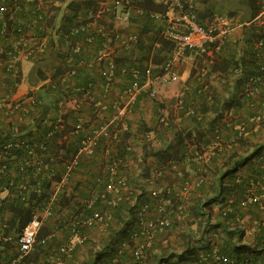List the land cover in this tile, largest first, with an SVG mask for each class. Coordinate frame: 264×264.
<instances>
[{
  "label": "crops",
  "instance_id": "obj_1",
  "mask_svg": "<svg viewBox=\"0 0 264 264\" xmlns=\"http://www.w3.org/2000/svg\"><path fill=\"white\" fill-rule=\"evenodd\" d=\"M60 1V0H54ZM64 3L61 5V11L53 9L51 14H56V22L61 18L63 13V7L65 3L71 0H63ZM256 3L251 8L249 2L246 0H206L205 3L197 1L196 9L198 13L208 14L205 16H217L220 15L224 19L233 21L237 26L234 31L231 32L225 39V43L220 45L214 51L204 55L197 56L192 53L186 56L181 65L178 68L179 80L178 82H173L170 84H165L162 86L160 97L166 99L165 102L174 103V110L172 111H162L165 116L169 118L174 126V132H178L180 136H185L182 147L188 152L193 154L191 159H183L177 164L172 166V169H182V173H172L170 170H154L155 169V159L150 157V152L158 148L165 147L170 142L173 143V132H157L156 116L158 110V105L148 99L142 98L138 105L133 109L128 120V130L127 134L129 138L126 143L131 146L132 151L125 156V160L121 165L120 175L125 179V186L120 190L119 193H111L107 197L106 205L110 206L107 212H112L113 207H118L119 205L134 206L135 198L141 197L149 199L147 190H164L169 191L171 194L167 197L166 202L171 206L165 205L166 209L172 208V205L180 201L185 203L186 206L193 204L198 201L199 198L204 197L210 186L215 182H218L221 172H218L214 176L215 171L218 167L222 166L224 160L231 154V152H236L240 154L239 161L244 159L246 155H250L253 151V146L264 148V127L259 126H246L248 117L261 113V106H247L244 102L241 107L237 109H230L224 111L221 116H223L224 121L226 119L230 120L224 127L223 123L218 122L213 123V119L220 114L217 113H206L200 114L197 120H191L188 113L183 112V107L177 106L178 100H184L186 104L190 103L194 106V109H198L196 106L203 101H206V105L210 106L213 98L220 104L229 100L232 95L239 92L235 88V78L228 75L232 69L230 62H236L238 65L242 61H246L249 55V47L244 44V37L246 31L244 25H248L251 21L255 20L258 16H254V12L264 10V0H255ZM28 4L26 2L22 3V8L27 10ZM24 12V13H25ZM59 16V17H58ZM254 16V17H253ZM264 20V14L260 15ZM253 17V18H252ZM135 18V17H134ZM106 18L100 19L104 21ZM158 22H149L146 19H134L131 20L130 24L121 25L125 31H132L137 33L143 39L156 37L160 40V29L161 26ZM158 26L160 27L158 30ZM144 29L143 33V28ZM164 40V39H163ZM157 43L153 44V49L150 50V55L156 53V51L161 50V56L167 55L170 51L159 45L157 48ZM157 48V49H156ZM147 50H141L137 53L139 55H145ZM158 54V53H157ZM140 57V56H139ZM142 58V57H141ZM36 69H39L41 73V78H36ZM61 69V62L59 61L57 55V48H52L51 52L42 58L36 57L31 62H23L18 66L19 78L12 82L8 75L0 71V101L9 98L21 100L25 112L22 114L5 117L1 112L0 117V130L5 129V123L11 122V126L14 132L20 134H36L39 129L42 128V124L47 125L50 132V126H52L53 121L56 120L55 111L52 109V97H54L53 92H46L45 86L50 87V83L56 80H51L55 71ZM196 72L190 76L192 70ZM11 85H14V89L11 90ZM171 93V95H165ZM164 94V95H163ZM172 97V98H171ZM170 98V99H169ZM255 99V98H253ZM159 100V99H157ZM162 102V101H161ZM101 115L95 116L93 112L87 111L80 115L76 114L74 111L68 110V114L63 117L65 122L62 129L58 130V138L56 139L57 145L63 144L64 142L69 144H74V139H79L78 136H73L70 134L71 125L77 121L82 120L85 125L92 123H100L99 118ZM107 117V114L104 118ZM199 121V122H198ZM222 122V121H221ZM3 126H2V125ZM144 125L143 127L140 126ZM214 124H218L215 128ZM238 125H244L248 127V141L250 146L247 147V152L242 151L239 147L237 141V131L236 127ZM142 127V128H141ZM214 127V128H213ZM53 128V127H52ZM150 130L151 133H146L142 135V130ZM154 129V130H153ZM37 130V131H36ZM156 131V132H155ZM218 136V139H217ZM150 140V141H149ZM200 149L201 152L196 150ZM117 151V147L113 146L111 153ZM59 153L56 154L58 157ZM117 155V154H116ZM202 156V158H201ZM50 157V156H49ZM243 162V161H242ZM167 162L165 165H168ZM100 154L97 153L96 157L92 158L91 162H86V160L81 161V165L78 170L73 174L68 183V189L66 190L65 197L71 196L74 199H79L78 191H71V187L78 184H85V180H91V176L87 174L89 171L92 175L94 172L100 170ZM165 165H163L165 167ZM258 165L257 157L251 159L249 162L241 164L239 162L238 172L242 176L241 178L245 180L250 179L257 175V172H252L254 166ZM147 167L149 169V175L143 170ZM255 168V167H254ZM260 168V167H259ZM199 171V172H198ZM203 171V175L201 174ZM93 172V173H92ZM150 178V179H148ZM201 178L203 180L202 186H194L197 179ZM185 180L191 182V188L187 194L183 197L181 196L178 200L174 198V193L179 190L181 183ZM25 181V180H24ZM144 183L147 187L146 193L143 194L140 186ZM26 184L28 189L32 186L28 181H25L19 185L21 191V185ZM53 185V183H52ZM144 186V187H145ZM200 186V187H199ZM39 187L35 186L38 190ZM52 188V186H51ZM23 191V190H22ZM32 189H29V192ZM37 193V192H36ZM92 193L89 196L92 197ZM7 191H1V200L6 197ZM141 195V196H140ZM244 195L243 189H236L233 193L226 195L229 201L233 198H241ZM170 199H172L170 202ZM164 202V204H166ZM139 206V205H138ZM137 207V206H136ZM70 208V210H69ZM77 210V206L57 207V213L53 217L45 220L42 228L40 229L41 238L37 240L34 248L30 254L24 259L23 264H134L132 257L131 248L124 249L122 255L113 254L109 255L110 247L112 244L116 247L118 243H115L116 236L112 233L115 228L111 223L110 226L107 223H97L93 227L85 231L82 236V241L76 243V248L72 253H68L66 257H62L59 254V249L68 244L71 239V232L69 229V224L67 219L70 218L68 212ZM262 210V209H260ZM73 212V211H72ZM256 209L253 210L251 207L245 209L243 214L242 225L238 226L239 230H244L245 234L243 237V242L250 245L256 244V232L258 230V225H254L256 214ZM261 211V216L263 215ZM211 222L218 220V208L215 206L211 210ZM259 215V210H258ZM12 214L8 211L0 210V228L1 223L8 222L11 219ZM183 220L190 221L191 216L187 214ZM67 221V222H66ZM254 223L253 226L245 225ZM211 224V223H210ZM257 224V223H256ZM252 226V227H251ZM191 228L195 229V224L191 225ZM219 232L218 235L207 234L203 238L201 233H197L191 240V246L194 247L193 254H187L182 256L178 250L173 251L174 254L169 255V258L162 261L161 264H207L208 262L203 259L204 254L217 250L221 252L220 249L223 247L226 237L221 232L222 227L217 228ZM162 236H157L151 240L143 248V252H148L147 256L144 257L143 264H153V260L158 259L160 256V247L165 245V241H161ZM182 236H174L170 238L169 244L176 247L178 244L183 243L181 241ZM4 241V240H3ZM119 247V245H118ZM101 253V254H100ZM107 253V254H106ZM223 253V252H221ZM226 254V253H223ZM157 257H156V256ZM165 256V255H164ZM163 256V257H164ZM15 257V247H11L4 242H0V264H9L10 261ZM62 257V259L60 258ZM163 259V258H162ZM260 264L261 262H256Z\"/></svg>",
  "mask_w": 264,
  "mask_h": 264
},
{
  "label": "built area",
  "instance_id": "obj_2",
  "mask_svg": "<svg viewBox=\"0 0 264 264\" xmlns=\"http://www.w3.org/2000/svg\"><path fill=\"white\" fill-rule=\"evenodd\" d=\"M31 0H0V71L8 74L15 81L19 78L18 66L28 62L32 57H39L48 45L56 39L52 28L44 29L41 25L37 30L42 34L34 36L30 29L21 26L8 29L5 19H17L16 12L19 11L23 2ZM98 7L88 9L80 25L63 33L61 50L68 70L62 76V81H70L78 70H85L82 74L86 76L87 82L82 86L71 85V95H66L56 102L55 116L52 131L45 134L44 139H50L55 130L63 128L65 122L63 117L68 110L76 114L93 112L95 116L107 111V117L100 123L85 125L82 120H77L71 125L70 134L78 136L79 142L75 153L64 162L63 171L55 181L50 190V196L39 208L34 209L31 219L24 227L13 235L1 237L0 242L12 241L15 245V257L9 264H21L30 254L36 243V237L45 220L52 215V209L58 194L67 183L70 174L78 167L83 157L94 155L98 147L103 143L106 148L107 160L105 164L106 181L104 193L99 197L92 195L86 202V206L93 207L100 198L105 199L106 193H119L125 186V179L119 170L122 159L112 156L111 149L118 141L119 135L127 130L126 120L131 114L139 95L144 92L148 98L157 99L156 85H165L176 82L179 79L178 68L188 53L208 54L212 49H217L224 43L226 37L234 31L237 26L233 21L224 19L220 15L212 17L211 20L200 24L197 17V0H153L158 5H164L165 10L160 12H146L140 9L135 1L138 0H96ZM142 1V0H139ZM38 8L44 5H55L54 0H35ZM264 10L257 14L255 20L264 23L262 15ZM146 15V16H144ZM135 18H147L150 21L161 22L159 35L171 44L161 66L155 65L151 58L143 63L117 61L121 53H129L135 47L138 34L125 31L121 25L130 24ZM106 18L103 23L98 20ZM8 36V38L6 37ZM8 39L7 43H4ZM255 55L262 59L259 67L264 69V35L254 44ZM143 68V69H141ZM258 81L257 77H250L245 85L246 96L254 98L258 90L252 85ZM177 106L182 102L177 101ZM110 110V111H108ZM26 110L21 100L9 98L0 101L1 112L6 115H18ZM100 118V117H98ZM159 123L168 126L167 116H160ZM264 124V110L261 113L248 117L246 126H259ZM238 136H245L248 132L244 125L236 127ZM218 139V136H217ZM23 143H21L22 145ZM10 144L6 145L8 148ZM43 150L45 146H38ZM202 158V156H201ZM257 162L262 170L246 182V194L240 202V207L247 209L252 203H260L264 198V154L257 157ZM35 165L41 167L42 162L35 160ZM263 167V168H262ZM0 166V179H1ZM237 179L236 183H240ZM203 180L197 179L194 186L200 185ZM11 183V182H10ZM191 182L185 180L181 183L179 190L174 193L176 198L183 197L191 188ZM24 196L29 193L26 184L21 185ZM37 192V190L35 189ZM1 193V182H0ZM169 191L150 190L147 203L136 209V228L131 235L130 241H134L132 255L138 259L142 250L156 235H164L170 227L168 210L164 204V196H169ZM1 201V197H0ZM181 209V206L178 207ZM232 210L225 208V212ZM238 218V217H237ZM102 220L101 214L93 210L82 219V222L74 221L71 226V239L68 244L60 250L71 249L73 245L82 241L80 227H91ZM240 221V220H239ZM242 223V222H241ZM142 237V242L138 239ZM127 243L119 245L118 253H121ZM203 259L207 264H232L233 262L217 250L204 254Z\"/></svg>",
  "mask_w": 264,
  "mask_h": 264
},
{
  "label": "trees",
  "instance_id": "obj_3",
  "mask_svg": "<svg viewBox=\"0 0 264 264\" xmlns=\"http://www.w3.org/2000/svg\"><path fill=\"white\" fill-rule=\"evenodd\" d=\"M198 2L201 1L203 3L206 2V0H197ZM249 2L251 8L255 9L256 1L255 0H246ZM137 6L146 11H152V12H160L164 11L165 7L164 5H158L153 0H142V1H135ZM64 3L63 0L57 1V4L55 5H44L40 8L37 7L35 0H31L27 2L28 7L25 12V10L22 8V5L18 12H16V18L17 19H5L4 22H6L7 28L11 29L13 27L17 28L21 26L22 28L25 27V29H30L34 36H37L39 34H42L43 31H38L37 29L42 25L44 29L52 28L56 34V39L51 40L46 50L40 54L38 58H42L43 56H47L52 48H57V55L59 58V61L61 62V69H58L55 71V74L51 77V80H56L50 83V87H44L46 92H53L54 97H52V105L53 110L56 108V102L61 99L62 97L66 95H71L72 91L71 85L75 86H82L87 82V77L84 76L82 73L85 71L78 70L75 72V75L72 76L70 81H67L64 83L62 81V76L66 73L68 70L67 63L64 59V53L61 50V40H62V34L69 32L72 28L80 25V23L83 21V17L85 16L86 11L88 9H96L98 7V1L96 0H71L67 3H65V6L62 8L64 15L59 18L56 22V14L59 15L58 12L61 11V5ZM258 8V7H257ZM254 12V16H256L259 11ZM56 9L58 12L55 14H51V10ZM259 10V8H258ZM25 12V13H24ZM198 13L197 17L200 24H204L205 22L212 19V16L208 14ZM146 16V15H144ZM253 16V17H254ZM59 17V16H58ZM252 17V18H253ZM82 18V19H81ZM136 19V18H134ZM132 19V20H134ZM142 19H146L147 21L153 23L154 21H150L145 17H142ZM99 23H103L102 21L98 20ZM160 23L161 22L155 21ZM160 27L158 26L157 30ZM245 28V36L244 37V44L249 47V55L248 59L246 61H242L240 65H238L236 62H230L232 65V69L229 72L230 74L235 78V88L239 92L232 95L229 100H226L223 103H219L218 101H215L213 98V101L211 102L210 106L206 105V101L201 102L200 104H197L196 106L198 109H194V106L190 103L186 104L185 101H181V106L183 107V112L188 113V115L191 117L190 121L197 120L195 118H198L200 114H206V113H217L220 114L217 117L213 119V123L218 122L219 124L223 123V126L228 123V119L224 121L223 116L221 114L225 111H228L230 109L241 107L244 102L247 104V106H254L256 105L261 106V110H264V69L260 70L259 67L261 66L262 59L258 58L255 55L254 51V44L259 39H261L264 35V23L261 24L259 21H251L248 25H244ZM144 29L143 28V33ZM159 32V30H158ZM8 38V36H6ZM8 39L4 41V43H7ZM157 43V48L159 45L165 49H171V44L163 40L160 37V40L156 37L146 38L143 39L142 37L138 36L137 43L135 47L129 52V53H121L118 57L117 61H125V62H138L143 63L148 58H151L153 63L155 65L161 66L164 59L167 55H160L162 48L160 51H156V53H152L150 55V50L153 49V44ZM225 43V41H224ZM222 43V44H224ZM156 48V49H157ZM147 50L145 55H139L137 57V53L141 50ZM212 49V51H214ZM158 53V54H157ZM264 53V49L263 52ZM188 53L187 55H189ZM199 56H204L205 54H194ZM142 57V58H141ZM35 58L32 57L29 59L28 62H31ZM143 69V68H141ZM36 78H41V73L39 69H36ZM196 70H192L190 76H192ZM6 74V73H5ZM8 75V74H6ZM9 76V75H8ZM250 77H257L258 81L255 82L252 86L257 88L258 93L254 97L255 99L246 96L245 85ZM9 78L12 80V82H15L14 79H12L10 76ZM71 85H70V84ZM11 90L14 89V85H11ZM142 98H148V96L142 92L135 105L134 108L138 105V103L142 100ZM150 99V98H148ZM154 101L157 105L159 104L157 99H151ZM133 108V109H134ZM159 110V109H158ZM110 111V110H108ZM133 111V110H132ZM107 113L105 111L102 113V116ZM164 116V114L159 110L157 111L156 116V129L157 132H173L171 135L173 136V143H169L165 147L158 148L154 151L150 152V157L155 159V169L158 170H170L172 173H182V169H172V166L177 164L179 161L183 159H191L193 158V154L185 150V148L182 147L183 140L185 136H180L178 132H174L175 128L172 125V122L168 119V126H162L159 123V117ZM5 116V115H4ZM14 115H6L5 117H10ZM105 118H99V121H103ZM228 120V121H227ZM222 121V122H221ZM53 121L52 123H54ZM199 122V121H198ZM231 122V121H230ZM5 129L0 130V166L1 169H3V172H1V191H7L6 197L0 201V210L5 211L8 210L12 216L10 221L2 222L1 223V237L7 236V235H13L15 232L20 231L24 225L31 219L32 213L34 209L39 208L45 201L48 200L50 196V190L52 183L57 181L60 177V174L63 171L64 162L67 161L76 151L77 145L79 142V139H74V144H69L64 142L63 144L57 145L56 139L58 138V130H55L52 134V137L50 139H44L46 132L49 130V127L47 125L42 124L40 125L39 132H36V134H20L14 132V129L11 126V122L5 123ZM127 124V130H128V120H126ZM2 125V124H1ZM218 124H214L215 128L220 127L217 126ZM222 125V124H221ZM3 126V125H2ZM140 126H144L141 125ZM217 126V127H216ZM52 126H50V129L52 131ZM141 127V128H142ZM261 128L264 127V124L260 126ZM214 128V127H213ZM142 135L144 136L146 133H151V129L146 130L143 128ZM124 131L122 132L119 137L118 141L114 144L115 148L117 147V151L112 153V156H117L122 159V164L125 160V156L128 155L132 151L131 146L126 143L127 139L129 138L128 132ZM154 130V129H153ZM245 130L248 132V127L245 126ZM37 131V130H36ZM156 132V131H155ZM248 133L245 136H238L237 141L239 144V147L242 149V151L247 152V147L250 146L248 141ZM73 137V136H72ZM150 141V140H149ZM21 143H23L21 145ZM43 144L45 148L43 150L39 149L38 146L40 144ZM10 144L8 148H6V145ZM254 148L252 153L250 155H246L244 159L239 161L240 154L235 152H231V154L224 160V163L222 166L218 167L217 170L214 173V176L220 173L218 182H215L210 186V189L204 195L202 198H199L198 201H195L193 204L186 206L183 202H176L172 205V208L167 211L168 216L170 218V227L167 229V231L164 233V235H156L162 236L160 238L161 241H165V245L160 247V256L158 259L153 260V264H161L162 261H165L169 258V255L174 254L173 251L178 250L181 253L182 256L187 254H193L194 253V247L191 246V240L194 236H196L197 233H201V237L203 238L207 234L211 233L214 235H218L217 228L222 227V233L226 237L225 242L223 244V247H221L220 251L226 254H223L224 256L228 257L233 263L232 264H257L256 262H261L260 264H264V198L260 201V203H252L249 205L251 209H256L255 217V223L258 225V230L256 232V244L250 245L248 243L243 242L244 237V230H239L238 226L243 224L241 223L243 218L242 212L245 210L243 207H240L241 200L245 197V190H246V182L247 178L243 180L241 175L238 172L239 168V162L241 164L249 162L251 159L258 157L261 154H264V148L262 147H256ZM198 152H201L200 149L196 150ZM59 153L58 157H56V154ZM97 153L100 154V170L98 172H94L92 175L89 171H87V174L91 176V180H85V184H76L75 186L71 187V191H78L79 192V199H74V197L68 196L65 197L66 190L68 189V183L65 184L62 191L58 194L56 197L53 209H52V215H56L59 213L57 211V207H65V204L68 206H71L72 204L77 206V210H73L71 208V212H68L67 215H69L70 218L67 219L68 224L79 221L82 222V219L85 218L87 215H89L93 210H97L102 217V220L98 223H107L108 226L111 224L115 226L112 232L116 238L115 243L117 242L118 245L125 242L127 243L126 248H131L133 250L134 241H130L131 235L133 234L135 228H136V209L143 205L144 203H147L150 198L147 200L146 198L137 197L135 198V204L134 206H127V205H119L118 207L110 208L112 209V212H107L108 205H106L107 197L109 193H106L105 199H98L93 207L89 208L86 206L87 200L90 199L91 196L89 194L91 192L95 196H100L102 193H104V186L106 181V170H105V164L107 160L106 155V148L104 144L102 143L100 147L95 151L94 155L89 157H83L82 160H86V162H91L92 158L96 157ZM117 154V155H116ZM50 156V157H49ZM40 160L42 162V166L39 167L34 164L35 160ZM243 161V162H242ZM167 162H169L168 165H165ZM121 164V165H122ZM81 163L78 165L76 169L70 174L68 177L67 182L71 179L73 174L78 170ZM165 165V167L163 166ZM255 167V168H254ZM252 169V172H257V174H261L262 170H260L259 165L254 166ZM263 168V167H262ZM121 169V166H120ZM121 171V170H120ZM147 175H149V169L147 167L143 170ZM199 172V171H198ZM93 173V172H92ZM203 175V171L201 173ZM150 179V178H148ZM240 180V183H236V180ZM28 181L32 186L29 189H32L27 195H23L24 192L22 190L20 191L19 185L25 181ZM11 182V183H10ZM203 184V181L201 182ZM200 183V184H201ZM147 183H144L143 186H140V188L143 191V194L146 193L147 187L145 186ZM202 184L200 186H202ZM264 185V181H263ZM35 186L39 187L37 190V193L35 191ZM145 186V187H144ZM199 186V187H200ZM236 189H243L244 195L243 197L239 198H233L232 201H229L228 197L226 195L233 193ZM149 191L148 195H149ZM158 191V190H156ZM164 190H160L161 192ZM149 197V196H148ZM164 201L169 198L167 195L164 196ZM176 199V197L174 196ZM179 198H177L178 200ZM172 199H170V202ZM139 205V206H138ZM137 206V207H136ZM181 206V209L178 207ZM218 208V220L211 222V210L213 207ZM230 207L232 210L225 212V208ZM247 207V209L249 208ZM262 209V210H260ZM70 210V208H69ZM259 210V215H258ZM73 211V212H72ZM57 212V213H56ZM191 216L190 221H185L183 218L185 216ZM238 217V218H237ZM240 220V221H239ZM66 221V222H67ZM111 223V224H110ZM211 223V224H210ZM69 224V229L71 232V226ZM97 224V223H95ZM94 224V225H95ZM195 224V229L191 228V225ZM93 225V226H94ZM91 226V227H93ZM91 227H80L81 231V237L85 233L86 230H88ZM111 228V226L109 227ZM72 235V233H71ZM182 236L181 241L183 243L178 244L176 247H173L169 244L170 238L176 237V236ZM42 234H40V230L37 233L36 237V243L37 240L40 239ZM154 237V238H155ZM153 238V239H154ZM152 239V240H153ZM142 237L138 239L139 242H142ZM8 244L11 247H15L14 243L12 241H3L1 239V243ZM35 243V244H36ZM34 244V246H35ZM114 244V243H113ZM112 244L110 247L109 255L118 254L119 251L118 245L115 247ZM33 246V248H34ZM66 247V245H65ZM62 248V247H61ZM60 248V249H61ZM76 248V244L73 245L71 249H66L65 251H61L59 249V254L62 257H66L68 253H72L73 250ZM124 248V249H126ZM124 249L122 250L120 255L123 254ZM144 250V249H143ZM140 255L138 259H136L133 255V261L134 264H143L144 263V257L147 256L148 252H143ZM101 254V253H100ZM107 254V253H106ZM118 254V255H119ZM165 255V256H164ZM156 256V255H155ZM164 256V257H163ZM62 257H60L62 259ZM157 257V256H156ZM163 258V259H162ZM24 262V261H23ZM23 262L21 264H23ZM152 264V263H151Z\"/></svg>",
  "mask_w": 264,
  "mask_h": 264
},
{
  "label": "rangeland",
  "instance_id": "obj_4",
  "mask_svg": "<svg viewBox=\"0 0 264 264\" xmlns=\"http://www.w3.org/2000/svg\"><path fill=\"white\" fill-rule=\"evenodd\" d=\"M178 80H179V79H178ZM178 80H177V82H178ZM177 82H176V83H177ZM162 86H163V85H156V86H155V90H156V92H157V99H159V100H157L158 103H159V104H158V109H159L161 112H162V111H169V112H170L171 110L173 111V110H174V106H173L174 103H171V102L168 103V101H170V100H168L167 102H165V100H166L167 98H166V99H163L162 96H161V98H159V97H160V92H161V90H162V89H160V88H162ZM163 95H164V94H163ZM165 95H171V93H167V94H165ZM171 98H172V97H171ZM169 99H170V98H169ZM150 100H151V99H150ZM161 101H162V102H161ZM164 115H165V114H164ZM166 201H167V200H165L164 202H166ZM165 205H169V206H171V203L168 204V203L166 202ZM169 210H170V209H169ZM244 224H245V225H248V226H250V225L253 226L254 223H251V224L249 225V224H247V222H244ZM254 225H256V224H254ZM243 226H244V225H243ZM252 226H251V227H252ZM244 234H245V232H244ZM245 236H246V234H245Z\"/></svg>",
  "mask_w": 264,
  "mask_h": 264
}]
</instances>
